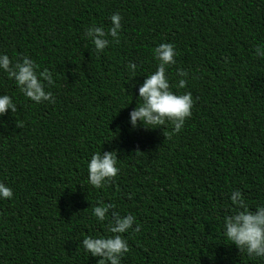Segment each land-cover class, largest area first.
<instances>
[{"label":"trees","instance_id":"obj_1","mask_svg":"<svg viewBox=\"0 0 264 264\" xmlns=\"http://www.w3.org/2000/svg\"><path fill=\"white\" fill-rule=\"evenodd\" d=\"M113 13L118 41L97 53L84 30L106 31ZM159 43L176 50L174 92L177 69L188 73L178 92L193 105L178 132L128 123ZM262 44L264 0H0V53L51 72L55 97L33 103L0 72L17 107L0 116V183L13 193L0 200V264H96L79 241L111 235L114 211L140 225L121 234V264H264L222 233L232 190L264 203ZM100 150L116 152L119 171L94 188L86 164ZM98 203L112 205L103 221Z\"/></svg>","mask_w":264,"mask_h":264},{"label":"clouds","instance_id":"obj_2","mask_svg":"<svg viewBox=\"0 0 264 264\" xmlns=\"http://www.w3.org/2000/svg\"><path fill=\"white\" fill-rule=\"evenodd\" d=\"M110 26L105 31L104 27L92 24L85 28L84 37L89 39L97 53L105 50L110 40L119 38L121 29V15L113 13L108 18ZM154 58L158 61L155 71L144 76L143 83L137 90L140 103L128 112V123L135 128L137 123L144 128H156L168 122L173 132H178L187 117L191 115L193 98L190 92L179 93L185 87L188 73L177 69V91L170 88L169 80L165 74L167 66L175 63L176 50L172 43H159L152 49ZM255 55L264 58V44L255 47ZM126 70L132 74L137 65L132 62L126 64ZM38 65L28 56H22L15 62L10 61L7 54L0 53V72L11 79L19 93L24 97L39 104L55 100L52 92L47 90L52 83V73L47 69L38 71ZM15 113L16 104L8 94H0V116L5 112ZM2 123V122H0ZM117 155L113 151H95L86 164L87 181L94 188H101L104 183L115 177L119 171ZM13 193L9 186L0 183V200L10 199ZM229 200L233 205L230 214L225 215L222 221L224 238L234 245L238 252L249 258L264 259V203H258L254 209L245 202L239 189L231 191ZM111 204L98 203L91 209L92 216L97 221H103ZM135 217L131 214L121 216L112 212L107 226V233L99 236L85 234L79 241L80 247L91 257H98L96 264H121V257L128 251L126 239L122 233L132 228ZM137 224L133 231H138Z\"/></svg>","mask_w":264,"mask_h":264}]
</instances>
